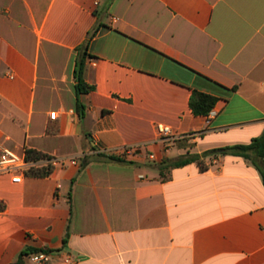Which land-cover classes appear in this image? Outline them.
<instances>
[{
  "label": "crops",
  "instance_id": "0c3cea01",
  "mask_svg": "<svg viewBox=\"0 0 264 264\" xmlns=\"http://www.w3.org/2000/svg\"><path fill=\"white\" fill-rule=\"evenodd\" d=\"M194 91L216 98L208 115ZM263 130L264 0H0V145L50 157L43 177L0 172V264L29 248L52 264H264L250 161L158 170Z\"/></svg>",
  "mask_w": 264,
  "mask_h": 264
},
{
  "label": "trees",
  "instance_id": "16d2710c",
  "mask_svg": "<svg viewBox=\"0 0 264 264\" xmlns=\"http://www.w3.org/2000/svg\"><path fill=\"white\" fill-rule=\"evenodd\" d=\"M94 35L91 34L90 38ZM87 45L80 47L79 54L75 61L74 67V77H75V90L77 93V112L81 118L85 115V106L79 101L78 96L82 93L91 91L94 87L89 85L83 78L84 63L87 56ZM216 98L205 94L202 92L194 91L190 98V107L194 114L196 115H208L212 109L215 107ZM223 154V155H234L240 156L244 159L250 161L259 171L261 179L264 185V130L262 134L254 139L248 144H234L221 147L218 149H213L205 152L203 155H187L177 158H167L158 164V170L161 176L165 177L166 172L172 168L181 167L191 162L198 163L202 169H206L204 165V159L207 156ZM26 158L28 160H38V159H49L48 155H45L34 149L26 150ZM111 159H118L115 156H109ZM50 171V166L45 167H32L26 171V175L43 177L46 176ZM36 249H26L24 250L16 262L12 264H22L23 257L36 252Z\"/></svg>",
  "mask_w": 264,
  "mask_h": 264
},
{
  "label": "built area",
  "instance_id": "2783aa9c",
  "mask_svg": "<svg viewBox=\"0 0 264 264\" xmlns=\"http://www.w3.org/2000/svg\"><path fill=\"white\" fill-rule=\"evenodd\" d=\"M51 118L56 117V113H50ZM158 136L162 140H168L173 136L172 129L169 125L159 123L156 125ZM48 161V159L28 160L25 155L17 153L14 149L0 145V172L12 173L22 171L26 173L30 168L38 167L39 162ZM14 182L21 181V175L16 174L12 177ZM33 264H52V256L47 251H38L29 255ZM65 262H69V256L64 257Z\"/></svg>",
  "mask_w": 264,
  "mask_h": 264
}]
</instances>
